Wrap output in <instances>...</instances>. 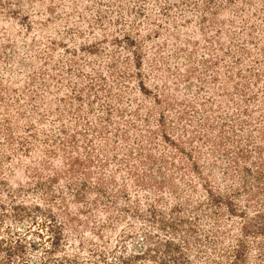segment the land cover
I'll use <instances>...</instances> for the list:
<instances>
[{"label":"rangeland","instance_id":"rangeland-1","mask_svg":"<svg viewBox=\"0 0 264 264\" xmlns=\"http://www.w3.org/2000/svg\"><path fill=\"white\" fill-rule=\"evenodd\" d=\"M0 264H264V0H0Z\"/></svg>","mask_w":264,"mask_h":264}]
</instances>
